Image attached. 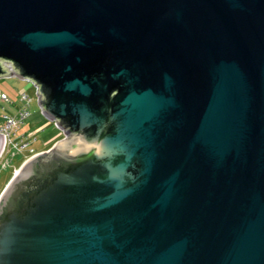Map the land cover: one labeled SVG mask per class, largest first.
<instances>
[{
    "label": "water",
    "instance_id": "obj_1",
    "mask_svg": "<svg viewBox=\"0 0 264 264\" xmlns=\"http://www.w3.org/2000/svg\"><path fill=\"white\" fill-rule=\"evenodd\" d=\"M5 62L62 137L0 264H264V0H0Z\"/></svg>",
    "mask_w": 264,
    "mask_h": 264
},
{
    "label": "rangeland",
    "instance_id": "obj_2",
    "mask_svg": "<svg viewBox=\"0 0 264 264\" xmlns=\"http://www.w3.org/2000/svg\"><path fill=\"white\" fill-rule=\"evenodd\" d=\"M0 91L7 96L6 101L0 100V123L3 121L4 114L14 115L21 107L23 102L19 100V97L22 92L29 98L28 106L26 107L29 112L28 116L10 130L11 142L28 140L29 144L19 150L13 148L10 142V144L8 143V147L4 148L0 155L1 190L11 176L17 174L19 166L25 159L36 152L45 150V148L48 149L53 143H49V141H53L52 139L54 138L59 139L62 136V131L41 113L36 101L34 85L30 81L14 76L0 77ZM11 103L15 105L13 106ZM31 130L33 132L31 138H24L23 135ZM30 149L33 151L30 152Z\"/></svg>",
    "mask_w": 264,
    "mask_h": 264
},
{
    "label": "built area",
    "instance_id": "obj_3",
    "mask_svg": "<svg viewBox=\"0 0 264 264\" xmlns=\"http://www.w3.org/2000/svg\"><path fill=\"white\" fill-rule=\"evenodd\" d=\"M3 66L8 70V74H3L1 77L15 76V70L8 63L6 62L3 63ZM0 100L3 101L7 100V96L5 95V93L0 92ZM19 100L23 102L21 107L16 111L14 115L4 114L3 121L2 123H0V135L3 140L1 153L3 152L4 148L8 147V143L10 144L11 142L10 130L13 127H16L19 123H21L29 114L26 108L28 106L29 99L24 92L20 94ZM32 135L33 132H27L23 136L24 138H31ZM27 144H29L28 140H20V142H15V141L11 142L12 147L19 150L22 149ZM30 152H32L31 149Z\"/></svg>",
    "mask_w": 264,
    "mask_h": 264
},
{
    "label": "crops",
    "instance_id": "obj_4",
    "mask_svg": "<svg viewBox=\"0 0 264 264\" xmlns=\"http://www.w3.org/2000/svg\"><path fill=\"white\" fill-rule=\"evenodd\" d=\"M13 106L15 105L14 103H11ZM29 132H32V130L31 131H29ZM57 138H54V139H52L53 141H55ZM49 140V139H48ZM53 141H49L50 143H52ZM48 142V141H47ZM45 150H46V148H45ZM41 151H43V150H41Z\"/></svg>",
    "mask_w": 264,
    "mask_h": 264
},
{
    "label": "clouds",
    "instance_id": "obj_5",
    "mask_svg": "<svg viewBox=\"0 0 264 264\" xmlns=\"http://www.w3.org/2000/svg\"><path fill=\"white\" fill-rule=\"evenodd\" d=\"M14 77H16V76H14ZM0 92H1V91H0ZM26 96H27V95H26ZM28 99H29V98H28ZM26 133H27V132H26ZM61 137H62V136H61ZM61 137H60V138H61ZM56 140H57V139H56ZM32 151H33V150H32ZM36 153H37V152H36ZM1 154H2V153H1ZM1 154H0V155H1ZM2 188H3V187H2ZM2 188H1V189H2ZM0 191H1V190H0Z\"/></svg>",
    "mask_w": 264,
    "mask_h": 264
},
{
    "label": "trees",
    "instance_id": "obj_6",
    "mask_svg": "<svg viewBox=\"0 0 264 264\" xmlns=\"http://www.w3.org/2000/svg\"><path fill=\"white\" fill-rule=\"evenodd\" d=\"M50 142H51V141H50ZM50 142H49V143H50ZM53 142H54V141H53ZM49 146H50V145H49ZM49 146H48V147H49Z\"/></svg>",
    "mask_w": 264,
    "mask_h": 264
}]
</instances>
